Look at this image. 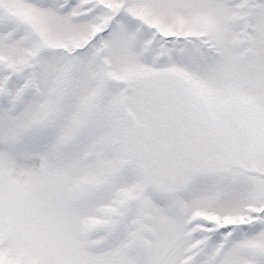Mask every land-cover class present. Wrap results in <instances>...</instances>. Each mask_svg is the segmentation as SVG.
Instances as JSON below:
<instances>
[{"label": "snow or ice", "instance_id": "snow-or-ice-1", "mask_svg": "<svg viewBox=\"0 0 264 264\" xmlns=\"http://www.w3.org/2000/svg\"><path fill=\"white\" fill-rule=\"evenodd\" d=\"M0 264H264V0H0Z\"/></svg>", "mask_w": 264, "mask_h": 264}]
</instances>
